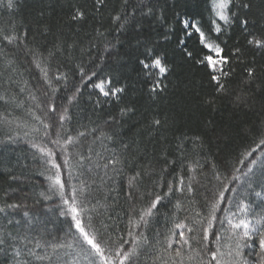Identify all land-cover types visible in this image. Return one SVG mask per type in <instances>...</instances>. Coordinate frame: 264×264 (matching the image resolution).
Segmentation results:
<instances>
[{"label": "snow or ice", "instance_id": "snow-or-ice-1", "mask_svg": "<svg viewBox=\"0 0 264 264\" xmlns=\"http://www.w3.org/2000/svg\"><path fill=\"white\" fill-rule=\"evenodd\" d=\"M18 2L6 0L5 4L0 0V5L13 10ZM152 2L124 0V10L112 17L119 25L117 31L129 27L141 30V18L155 13ZM104 4L105 0H95V10ZM255 6V0H211L207 30L193 14L174 12L169 31L177 37L179 51L208 70L214 91L202 99L198 97V107L207 110L209 116L221 111L218 101L224 98L238 111L254 110L258 103L251 91L254 85L261 94L260 111L264 113V64L258 63L255 56L244 59L245 50L238 46L232 48L234 59H230L221 47L226 42L220 40L238 24L246 46L264 56V0L253 12ZM85 14V10L75 8L71 20L81 21ZM48 32L46 26L31 36L28 28L21 33L14 25L0 28V42L12 46L40 73L31 82L21 81L18 77L24 73L15 55H5L0 49V101L22 108L24 102L17 101L12 89L18 87L19 94L27 91L32 102L27 112L33 121L31 126L24 124L30 127L24 137L33 150L31 160L18 158L8 166V180L23 187L5 193L0 203V255L7 258L8 264H264V212L256 213L259 205L249 199L251 195L264 197V121L258 130V143L245 154V158L251 157L259 149L260 157L251 159L239 176L231 177L222 175L213 160L202 156L204 136L221 143L228 135L227 128L211 118L206 120L203 135L176 138L171 153L175 159L169 158L170 148L162 146L164 140H156L161 128L175 124L174 118H153L143 129L144 136L137 134L131 139L123 137L120 122L114 117L92 128H73L71 109L84 86L90 85L98 97L115 98L117 102L125 92L126 86L114 87L113 75L105 73L113 56L120 55V42L106 41L99 63L97 57H92L87 65L76 64L72 71L79 74L77 85L69 80V71L62 69H67L75 58L78 42L69 43L60 37L53 41L42 39ZM97 36L104 33L97 30ZM192 39L198 45L195 51L188 48L187 42ZM97 47L89 42L90 56ZM135 49L142 87L151 96L165 94L175 71L168 52L142 40L136 41ZM233 64L242 65L244 74L235 87L229 83L236 73ZM95 104L100 106L99 98ZM134 112L133 108L120 109L121 116ZM13 122L0 114V123ZM18 139L19 134L8 135L2 143L15 144ZM30 165H40L42 169L34 173L36 181L32 180L33 174H24ZM17 168L21 170L19 175L15 173ZM209 175L215 183L208 180ZM200 177L208 182L202 184ZM38 186L42 190L33 195ZM258 186L260 191H256ZM198 189L206 212L189 209L179 198L192 197L188 202L195 204ZM10 199L12 202H7ZM29 200L33 203L29 204ZM47 204L52 206H42ZM260 204H264V198ZM168 205L172 208L166 222L171 223V228L166 234L156 230L150 237V225L158 220L160 208ZM180 212L186 213L183 219H179ZM121 213L127 219V240L119 234L113 236L104 223V218L119 219ZM222 240L226 243L222 244Z\"/></svg>", "mask_w": 264, "mask_h": 264}, {"label": "trees", "instance_id": "trees-1", "mask_svg": "<svg viewBox=\"0 0 264 264\" xmlns=\"http://www.w3.org/2000/svg\"><path fill=\"white\" fill-rule=\"evenodd\" d=\"M4 3L6 4V0H4ZM209 3L210 0H153L151 7L155 9V13L141 18L140 22L143 26L141 30L129 27L122 32H118L119 25L113 21L112 17L124 10V0H105L104 6L99 11L95 10V0H19L13 10L0 5V28L8 29L14 25L18 33L23 32L24 28H28L29 36H31L36 33L37 29L46 26L49 32L42 39L53 41L56 37H60L69 43L73 40L77 41L79 46L74 53L75 58L67 69H62L69 71V80H74L77 85H80V80L78 73L73 74L74 66L76 64L87 65L92 57H97V63H99L98 57L103 53L105 42L112 41L116 43L118 39L120 43L117 44V50L120 55L118 57L113 56L105 67V73L113 75L114 87L126 86L125 92L121 95L120 101L117 102L115 98L98 97L97 91L93 90L90 85L84 86L78 102L71 109V126L75 128L82 125L86 128H92L102 125L105 120L114 117L120 122L118 127L122 130L123 137L131 139L137 134L144 136L143 129L153 118H163L165 116L169 120L174 118L175 124L168 129L161 128L156 140L163 139L164 145L162 146L170 148L169 158L175 159L176 157L171 153L174 152L176 138L181 135L189 137L203 135L206 120L211 118L218 125L227 128L228 135L221 143H217L213 137L204 136L205 150L202 156L206 155L213 160L218 165V170L222 175L231 177L235 174L239 176L241 172L247 170L246 166L251 159L261 155L258 149L253 156L245 158L247 151L255 148L256 143H258V130L261 128L262 121H264V113L260 111L259 104L262 98L261 94L256 91L254 85L251 91L255 94L258 103L252 111H238L230 105L227 98H224L218 101L221 111L209 116L207 110L198 107V97L202 99L214 91L210 84L208 70L184 58L176 44L177 37L169 31V26L172 24L173 15L176 11L193 14L197 19L202 20L207 30L210 19ZM260 3L261 0H255L256 6L253 8V12L257 11ZM75 8L85 10L86 14L83 20L78 22L71 20ZM97 30L104 33V36L98 37ZM165 36H169L171 39L166 41ZM213 38H215V34H213ZM137 40L150 41L159 49L167 51L169 62L175 66V71L169 78L171 83L168 85V91L163 95L151 96L148 94L146 87L141 85L136 71L138 65H136L134 59L137 54L135 49ZM220 40L226 42L221 44V47L224 48L230 59H234L231 55L232 48L238 46L245 50L244 59L251 60L255 56L258 63L264 64V56L246 46V38L238 24L222 34ZM90 41L98 46L97 49L91 51V56L89 55ZM187 43L190 51H195L198 48L194 39L189 40ZM32 46L33 44L29 40V47ZM0 49L3 50L5 55H15L17 64L24 73L23 77H18V79L21 81L27 79L31 82L33 77L39 76V69L26 63L25 58L17 54L12 46H6L3 42H0ZM233 67L236 69V73L229 83L232 87H235L243 79L244 74L242 65L233 64ZM12 92L17 95V101L24 102V107L17 108L15 104H5L0 101V114L6 115L9 120L14 121L11 125L0 123V203L4 202L5 193L10 192L11 189L23 187L8 180V166L12 165L18 158L28 157L31 160L33 151L30 150L27 139L24 137L25 131L30 130V127L26 128L24 124L27 123L31 126L33 123L27 112V108L32 102L28 99L27 91L19 94L17 87L13 88ZM67 94L70 95L71 92ZM98 98L100 100L99 107L95 104ZM121 108H133L135 112L134 114L129 113L121 116ZM17 134H19L17 143H2L8 135L16 136ZM242 159L244 160L243 164L240 163ZM157 167L159 168L160 165ZM235 169L240 171L236 172ZM40 170H42L40 165H30L29 172L24 174H33L32 180L36 181L38 177L34 173ZM176 171H180L179 162ZM205 172H208L207 168ZM15 173L19 175L21 170L17 168ZM183 174L187 175L186 172ZM171 178L166 177V179ZM200 179L201 183L205 184L208 180H212V177L209 175L208 180H205L204 177H200ZM212 183H215V181L212 180ZM41 190V187H36L33 195H37ZM260 190L261 188L258 186L256 191ZM226 195H231V193H226ZM179 198L184 200L186 207L189 209L194 208L206 212L203 196L199 189L194 197L195 204H189L188 202L192 197ZM262 198L264 197H255L254 195L249 197L255 205H259L256 208V213L264 212V204H260ZM7 202L10 203L12 200L10 199ZM31 203L33 201L29 200V204ZM143 203L146 204L147 200ZM42 206L49 207L52 205ZM226 206L222 205V207ZM123 207L126 208L127 205H123ZM171 208L172 205L160 208L158 220L154 221L148 229L150 237L156 230L166 234L167 229L171 228V223L166 222V217L171 216ZM220 214L218 213V215ZM52 215H55V210ZM185 215L186 213L180 212L179 219H183ZM104 223L109 226L113 236L119 234L126 240L130 239L127 236V219L122 213L119 219L104 218ZM225 228H227V224H225ZM216 229L219 230L218 224ZM222 235L226 236L227 233ZM221 243H226V240H222ZM141 259L143 260L144 257H141ZM0 264H8L7 258L0 255Z\"/></svg>", "mask_w": 264, "mask_h": 264}, {"label": "rangeland", "instance_id": "rangeland-1", "mask_svg": "<svg viewBox=\"0 0 264 264\" xmlns=\"http://www.w3.org/2000/svg\"><path fill=\"white\" fill-rule=\"evenodd\" d=\"M209 6H211V0H210V3H209Z\"/></svg>", "mask_w": 264, "mask_h": 264}]
</instances>
